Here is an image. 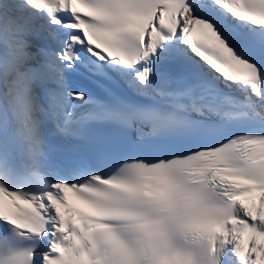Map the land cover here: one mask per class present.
<instances>
[{
  "label": "snow or ice",
  "instance_id": "obj_1",
  "mask_svg": "<svg viewBox=\"0 0 264 264\" xmlns=\"http://www.w3.org/2000/svg\"><path fill=\"white\" fill-rule=\"evenodd\" d=\"M0 46V264H264V0H0Z\"/></svg>",
  "mask_w": 264,
  "mask_h": 264
},
{
  "label": "bare ground",
  "instance_id": "obj_2",
  "mask_svg": "<svg viewBox=\"0 0 264 264\" xmlns=\"http://www.w3.org/2000/svg\"><path fill=\"white\" fill-rule=\"evenodd\" d=\"M0 50H2V47L0 46Z\"/></svg>",
  "mask_w": 264,
  "mask_h": 264
}]
</instances>
